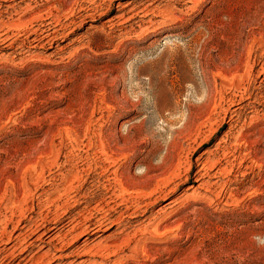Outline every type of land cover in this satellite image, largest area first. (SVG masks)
<instances>
[{
    "label": "rangeland",
    "instance_id": "rangeland-1",
    "mask_svg": "<svg viewBox=\"0 0 264 264\" xmlns=\"http://www.w3.org/2000/svg\"><path fill=\"white\" fill-rule=\"evenodd\" d=\"M0 264H264V0H0Z\"/></svg>",
    "mask_w": 264,
    "mask_h": 264
},
{
    "label": "bare ground",
    "instance_id": "bare-ground-1",
    "mask_svg": "<svg viewBox=\"0 0 264 264\" xmlns=\"http://www.w3.org/2000/svg\"><path fill=\"white\" fill-rule=\"evenodd\" d=\"M178 1V0H177ZM180 1H185V0H179ZM132 3V2H131ZM129 3V4H131ZM87 13V12H86ZM88 15V14H87ZM88 16H94V13H89ZM145 15L143 14H140V15H136L137 18H143ZM86 17V15H85ZM84 17V18H85ZM50 28V27H49ZM56 32V31H55ZM67 34V33H66ZM48 35V34H47ZM53 38V37H52ZM50 39V38H49ZM56 39V38H55ZM54 39L50 40L52 42ZM49 41V42H50ZM48 43V42H47ZM240 103L237 102V103H232V106H235V107H232L229 110V114H230V117L228 120H224V123L226 124H230V122H232L233 120L236 121V119H234L235 116L238 115V110H240V107L239 106ZM247 105V104H246ZM227 115V113H226ZM225 119V118H224ZM130 128V127H129ZM126 141V140H125ZM91 143V142H90ZM95 144V143H94ZM89 145V144H88ZM100 145L103 147V142L100 143ZM105 145V144H104ZM94 145H90L89 146V149L90 147H92ZM100 146V147H101ZM116 146V145H115ZM134 146V145H133ZM61 147V146H60ZM117 147V150L120 149L118 146ZM121 147V146H120ZM107 148H109V146H105L104 148H102V153L104 155V158L101 162V164H97L96 162H93L94 164L93 165H88L86 168H83V167H80L78 163H75V164H70L71 162L69 161H64V162H61V163H56L54 168L55 170L53 172H51V178H49L48 180H44L42 184H40L39 186V189H40V195H44L45 193H47L48 190H51L52 192H57V187L63 183L64 181H66V175L67 174H71L72 171L74 172L71 176V179L69 181H73V182H78V186L77 187H74V197L77 195L80 196V192H82V190L84 189V186L86 185L87 186V192H86V189H84V191L82 192L81 194V198H84V200H81L83 201L82 203L83 204H87L89 201H92L95 199L96 197V194H95V191L93 190H98V189H102L104 190L103 194H106L108 192H110L113 188H115V186H118L120 188V190L122 189L124 192L127 191L126 189V186L124 185V181L125 179L131 177L130 174H126V176H122V177H118V167L121 165L120 162H121V159H123L124 155H126V153L124 151H121L124 152L125 154H122V156H118V157H115V155L112 156V154H115L113 148L109 149L111 154H108L106 151ZM64 150V149H63ZM87 150V149H86ZM120 150H118L117 152H119ZM129 150V149H128ZM87 152V151H86ZM109 152V153H110ZM116 152V153H117ZM94 153V152H93ZM97 153V151H96ZM121 153V152H120ZM119 153V154H120ZM100 154V155H101ZM118 154V153H117ZM67 155V154H66ZM90 155V154H89ZM80 156V155H79ZM100 157V156H99ZM88 159V158H87ZM99 161V160H98ZM100 162V161H99ZM98 162V163H99ZM104 163L105 164H108V167H104ZM84 164V163H83ZM103 164V165H102ZM81 165V164H80ZM102 169V177H103V180L102 182H100V177H97V178H94L93 176L95 175H92L93 173L96 172V169ZM114 168L112 171L111 169ZM151 169V167L148 165L147 166V172H149ZM52 171V170H51ZM111 171V172H110ZM109 172V174H108ZM113 175L112 178L109 177V175ZM146 174V173H145ZM97 176V175H96ZM100 176V175H99ZM124 178V180L122 179ZM125 186V187H124ZM92 194H90V193ZM97 193V192H96ZM107 195V194H106ZM121 197L123 196V194L120 195ZM119 195H115L114 192H113V195L112 193L107 195L103 200H105L107 202V205L109 204H115V202L117 201L116 199H118ZM74 202H77L74 200ZM122 202V201H121ZM124 203V202H123ZM81 204V203H80ZM122 204V203H121ZM170 204V202H166L162 207H166ZM116 206V205H115ZM83 207V206H82ZM86 206H84L85 208ZM127 208V207H126ZM115 208L111 205L110 206V211L114 210ZM134 211V210H133ZM132 212V211H131ZM130 212V213H131ZM78 213V211H77ZM133 214L134 213H131V217H133ZM135 215V214H134ZM106 217V216H105ZM136 217V216H135ZM107 218V217H106ZM108 219V218H107ZM132 219V218H131ZM20 221V220H19ZM122 221V220H121ZM120 221L117 220H112V221H107L104 219V217L102 216V218H97L96 220H94V223H93V226L89 227L88 229V232H91L90 234L92 233H96V231H102L104 229L107 228V225L108 224H117L119 223ZM118 225V224H117ZM86 228V227H85ZM84 232V231H83ZM86 233V232H85ZM83 234V233H82Z\"/></svg>",
    "mask_w": 264,
    "mask_h": 264
}]
</instances>
